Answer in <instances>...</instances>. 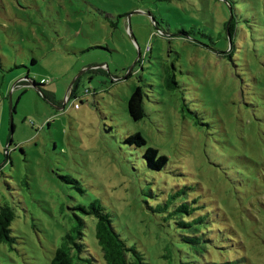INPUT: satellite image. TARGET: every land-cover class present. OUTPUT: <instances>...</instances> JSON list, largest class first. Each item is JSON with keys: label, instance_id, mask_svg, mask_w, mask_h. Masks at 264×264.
<instances>
[{"label": "rangeland", "instance_id": "rangeland-1", "mask_svg": "<svg viewBox=\"0 0 264 264\" xmlns=\"http://www.w3.org/2000/svg\"><path fill=\"white\" fill-rule=\"evenodd\" d=\"M134 130L164 169L125 141ZM94 199L150 264L193 251L176 222L193 214L168 215L181 202L206 220L199 257L264 264V0H0V207L14 211L0 264H50L76 216L105 264Z\"/></svg>", "mask_w": 264, "mask_h": 264}, {"label": "trees", "instance_id": "trees-1", "mask_svg": "<svg viewBox=\"0 0 264 264\" xmlns=\"http://www.w3.org/2000/svg\"><path fill=\"white\" fill-rule=\"evenodd\" d=\"M231 29L232 25L230 22L228 25L229 32ZM78 81L79 78L74 81L73 87L69 89V98L76 95L75 91L78 86ZM171 82L172 79L166 75V84L168 87H170ZM32 84L38 85L34 80ZM87 91L88 89H85V92ZM142 94L141 87L136 86L132 90L127 101L128 113L135 121H139L145 116ZM75 104L77 103H74L73 106ZM11 110H13V107ZM147 140V134L142 133L140 130H134L125 137V141L128 144L138 149H141L145 145V150L142 152V159L145 165L153 170L164 169L169 162V157L164 153H160V149L157 147L146 146ZM63 178H65L67 182L74 181L78 183L75 179L66 178L65 176H63ZM175 196L176 194L171 195V199H174ZM167 203H171V200ZM166 204L165 206L168 205ZM189 205L191 204L186 202L174 205V207L172 206V210L168 212V215L171 216L177 212H184L189 216L193 214L189 219L179 215V219L176 222L178 225L188 229L187 233L181 234V240L187 244H191V249L194 253L190 251V254L187 253V256H189L188 260L179 261V255L174 256L172 252H169L167 248H165L166 252L161 254L162 258H164L162 264H236V261L233 260L213 261L203 259L202 256L199 257V255H202V252H205V249H208L207 244L211 242V240L207 239V225L203 213L200 212L197 215L195 213L199 206L195 205L194 207H190ZM82 208L87 215L95 218L94 237L100 248L105 264H150L141 251L134 245H128L122 238L119 231L114 226L109 212L105 210L100 201L94 199L87 206ZM13 218L14 211L12 207L2 205L0 207V242L12 240L10 236V225ZM86 226V221L76 216L73 227L61 237V243L56 248L50 264L96 263L97 259L90 253L85 239H83L85 235L84 228Z\"/></svg>", "mask_w": 264, "mask_h": 264}, {"label": "water", "instance_id": "water-1", "mask_svg": "<svg viewBox=\"0 0 264 264\" xmlns=\"http://www.w3.org/2000/svg\"><path fill=\"white\" fill-rule=\"evenodd\" d=\"M140 55V53H138V56ZM79 77V74H77L75 77H74V79H73V81H72V84H73V82L77 79ZM33 85V84H32ZM33 86H35L36 87V85H33ZM9 99H10V96H9ZM10 124H11V129H12V126H13V124H12V115H10Z\"/></svg>", "mask_w": 264, "mask_h": 264}, {"label": "built area", "instance_id": "built-area-1", "mask_svg": "<svg viewBox=\"0 0 264 264\" xmlns=\"http://www.w3.org/2000/svg\"><path fill=\"white\" fill-rule=\"evenodd\" d=\"M74 107H75V108H77V107H78V105H77V104H75V105H74Z\"/></svg>", "mask_w": 264, "mask_h": 264}]
</instances>
